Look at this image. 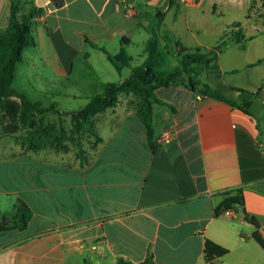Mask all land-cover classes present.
<instances>
[{
  "label": "crops",
  "instance_id": "obj_1",
  "mask_svg": "<svg viewBox=\"0 0 264 264\" xmlns=\"http://www.w3.org/2000/svg\"><path fill=\"white\" fill-rule=\"evenodd\" d=\"M33 1L45 11L31 22L35 43L23 48L13 81L22 66L44 96L101 92L108 80L95 63L122 46L130 55L141 42V64L158 8L165 9L159 40L167 32L187 47L212 48L233 23L249 39L247 29L264 31L248 22L253 0H174L168 7L167 0ZM236 10L246 12L244 26L209 18ZM9 11L10 0H0V29ZM244 42L220 50L202 78L231 99L260 87L264 102V60L256 62L264 53L241 61ZM155 94V151L129 99L97 116L102 143L83 166L34 152L0 155V215L16 197L31 209L24 228L0 229V264H264V137L255 113L185 86ZM206 242L223 254L206 258Z\"/></svg>",
  "mask_w": 264,
  "mask_h": 264
},
{
  "label": "trees",
  "instance_id": "obj_2",
  "mask_svg": "<svg viewBox=\"0 0 264 264\" xmlns=\"http://www.w3.org/2000/svg\"><path fill=\"white\" fill-rule=\"evenodd\" d=\"M172 1L174 0H167L166 7ZM51 2L59 7L63 5L64 0H51ZM164 10V8L156 10L157 21L151 36L146 41V57L140 65L133 67L126 77L107 81L102 91L87 97L86 103L79 109L63 110L54 100L44 104L42 100L30 98L27 93L12 86L16 65L21 60L23 48L35 43L31 35V22L35 17L43 14L45 9L37 6L33 0H10L8 23L0 29V135H17L23 147L22 152H34L53 144L59 146L69 142L75 147V157L83 166L92 159L85 153L84 137H92L94 142L102 140L96 127L97 116L116 105L123 94L137 98L130 103L134 105L136 115L146 128L148 143L153 151L158 148L152 124L153 103L161 102L155 94L158 87L185 86L197 95L223 100L250 113V106L254 97L258 96L260 87L254 92L240 89L238 98L231 99L210 87L202 78L209 64L216 60L220 50L230 44L242 43L249 39V36L244 35L240 23L231 24L229 33L225 31L212 48L187 47L167 32L161 34L166 42L162 46L157 32L162 24ZM171 44L175 47L172 53L167 49ZM107 56L118 73L130 64L131 56L123 46L115 55ZM172 60H175V63L171 64ZM263 60L264 56L256 62ZM51 114L57 116V121L51 119ZM63 117L68 118V127L64 125ZM5 214L9 219L5 224L0 220V229H21L27 225L31 217V209L22 198L16 197ZM250 219L254 224H258L253 216H250ZM223 252V249L206 242L204 248L206 258ZM116 264H154V262L145 259L133 263L118 258Z\"/></svg>",
  "mask_w": 264,
  "mask_h": 264
},
{
  "label": "rangeland",
  "instance_id": "obj_3",
  "mask_svg": "<svg viewBox=\"0 0 264 264\" xmlns=\"http://www.w3.org/2000/svg\"><path fill=\"white\" fill-rule=\"evenodd\" d=\"M247 17L250 19V21L248 22L250 23L251 27H253V25H257V26L259 25V26L264 27V0H253V2H249V7L247 8ZM209 18L211 19L220 18V20H223L226 22L236 20V21L243 23V26H244V23L246 20V12L244 10H236L234 12V15H230L226 12H223V14H219V15H216V14L210 15ZM248 30L249 29H247V32H249V34L252 35V38L247 41L245 40L246 41L244 42L245 50H239L238 54L236 53V56L239 57L241 61L245 60V57H247L249 52L251 53L252 57H259L264 53V31L257 30V31H253L250 33V31ZM227 32L229 33V30ZM210 40H213V39H210L209 36L205 38L206 42H210ZM160 44L164 46L166 42L162 39L160 41ZM232 46L233 44H230L224 47L222 50L227 49ZM167 49L170 50V53L174 51V49L170 48L169 45L167 46ZM229 49L237 51L236 47L229 48ZM129 52H130L131 57L133 58L132 63H131L132 66L140 65L139 64L140 60L142 56L144 55L142 51V43L141 42L137 43L135 46L129 48ZM227 56L228 54H225L223 58H227ZM101 58L102 59L96 61L95 63V66L100 71L101 78L104 76L106 80L114 81V80L119 79L121 76H125V72L128 69V68H125L126 66L123 68V71L119 74L110 60L106 59V57L103 55H101ZM174 61L175 60H172L171 64H173ZM29 78L31 79L32 75L31 76L27 75L24 72V69L22 68V66H20L16 73V78L12 82V86L16 89H23L30 98L42 100L44 104H48L49 101L54 100L57 102L58 107L63 110H77L80 107H82L87 101L86 99L87 97L85 96H77V97H73L70 95L68 96H63V95H55V96L49 95L48 96L46 95L44 96L43 94H39L33 86L28 84ZM39 88H42V89H38V90H42V91L46 90L44 89V87H39ZM65 93L68 94L69 91ZM129 99H132V98H130L129 95L123 94L121 95L119 102H125ZM133 99L134 100H129V102L130 101L134 102L136 101L137 98L133 96ZM250 109L255 113L256 117L258 118L261 136L264 137V102L261 100L259 96L254 97L253 104L250 106ZM51 116H52L51 119L53 120L55 119V121H57L56 115L51 114ZM62 119H63L64 125L68 127L69 126L68 118L63 117ZM101 143H102L101 141L94 142V138L92 137H89V136L84 137L83 147L85 149L86 155L89 158H93L95 153L100 148ZM53 145L49 147H45L38 151H34V153L38 154L40 158H43L45 160L49 158H56L57 161L66 163V164H70L72 161L76 159L75 154H74L75 147L69 142L66 144L63 143L59 146H53ZM22 151H23V147L21 146L20 139L17 135H11V134L0 135V155L1 156H4L5 154H15V153H19ZM0 204H3V205L6 204L5 200L1 199ZM6 206L7 208L5 212L9 210L10 205L9 207L8 205ZM3 215L4 214L1 213L0 220Z\"/></svg>",
  "mask_w": 264,
  "mask_h": 264
},
{
  "label": "water",
  "instance_id": "obj_4",
  "mask_svg": "<svg viewBox=\"0 0 264 264\" xmlns=\"http://www.w3.org/2000/svg\"><path fill=\"white\" fill-rule=\"evenodd\" d=\"M1 222H2L3 224H5V223L7 222V216H6V215H3V216L1 217Z\"/></svg>",
  "mask_w": 264,
  "mask_h": 264
}]
</instances>
